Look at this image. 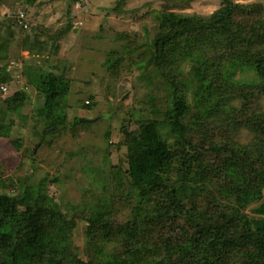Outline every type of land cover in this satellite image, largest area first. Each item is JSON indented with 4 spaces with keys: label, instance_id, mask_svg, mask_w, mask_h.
I'll return each instance as SVG.
<instances>
[{
    "label": "trees",
    "instance_id": "obj_1",
    "mask_svg": "<svg viewBox=\"0 0 264 264\" xmlns=\"http://www.w3.org/2000/svg\"><path fill=\"white\" fill-rule=\"evenodd\" d=\"M1 1L0 40L10 39L8 61L0 53V91L30 76L41 140L66 124L74 136L89 130L91 121L69 120L60 104L71 66L53 52L57 35L66 43L77 36L86 0H66L52 31L34 23L49 14L39 15L43 0L7 9ZM124 1L116 12L127 11ZM193 2L146 4L131 13L141 30L117 32L120 45L108 49L100 84L124 77L113 94L128 92L118 99L127 109L117 123L118 109L100 115L114 121L106 136L117 131L118 140L104 146L108 169L89 167L96 178L83 209L62 206L45 179L31 191L17 176L8 182L0 159V264H264V1L218 0L209 15L182 11ZM14 94L0 110L7 138L32 99Z\"/></svg>",
    "mask_w": 264,
    "mask_h": 264
},
{
    "label": "rangeland",
    "instance_id": "obj_2",
    "mask_svg": "<svg viewBox=\"0 0 264 264\" xmlns=\"http://www.w3.org/2000/svg\"><path fill=\"white\" fill-rule=\"evenodd\" d=\"M18 1L2 0L1 7L4 5V9H7L11 4ZM43 1L44 4L41 6L43 8L39 10V15H43L45 12H49V14L45 20L41 16H37L38 18L36 17L35 21L52 31L60 24L59 18L62 13L60 10L67 6V4H64L66 0ZM117 1L86 0L88 4L87 8L81 12V15H78L81 17L83 24L80 26L77 36H75V33L69 34L67 36L68 43H66L63 41L64 36L57 35L56 46L53 50L55 55L66 59V62L71 66V70L69 71V75L72 78L71 89L60 104L62 106L66 105V112L68 111L69 114L67 118L69 120L73 119L75 115H81L80 117H87V119H96L91 121L92 124L89 130L81 131L78 136H74L68 129L70 125L66 124L68 128L60 126L62 129L56 136L48 135L41 140V135L38 133L45 125L43 122H39L35 116L36 111L33 108V98L36 87L34 88L32 82H29L27 77L30 76L25 77L24 73H22L21 79L16 83V87H12L5 82L7 90L0 91V98L3 99H0V110L4 103L7 104L8 102L12 104L13 101L17 100L14 94L16 90L27 95L26 101L30 97L32 98L28 100V107L25 110L27 117H19L17 123L11 127V137L20 138L21 144H13L11 137L7 138L0 135V159L3 162V169H5L3 178L9 182V177L17 176L21 178L20 182L25 187H28V190L45 179L50 184L51 189L57 193L58 200L64 207L69 204H74L78 209L85 207L87 200L91 199L93 193L87 184L90 179L96 178L95 173L93 174L89 170V167L93 166L97 170L99 168L108 169L103 164L104 146L108 145L109 141L118 140L117 131L114 133V138L106 136L111 122L114 121L109 117L104 116L102 118L100 116L102 114L108 115L106 111H114L115 116L118 114V118H114L115 122H119L123 114L122 111L126 106L119 105L118 99L122 98L124 100L128 95V92L124 93L123 90L117 96L113 94V90L124 80V77L122 79L119 78L120 82H117L115 78L106 79L105 83L108 86V92L107 87L100 84V80L106 75L103 63L108 49L120 45L118 39L116 40L118 31L132 30L136 32V30L142 29L133 20L134 12L144 10L146 4L149 5V3L155 8H160L161 0H125L123 4L127 10L126 12H123L122 8H118V12L115 11L114 7H117ZM238 1L252 2L264 0ZM92 7L95 8V12L93 13ZM217 7L218 0H194L192 7L185 8L182 11L209 15ZM32 12L36 14V12ZM131 13L134 14L132 15ZM74 31L77 32L76 30ZM142 33L143 38H145L147 32L143 31ZM100 34L103 35L100 36ZM43 37L45 38V35ZM47 37L48 35H46ZM8 39H10V36L5 34L0 40V53L7 61L6 47L8 48V43L6 40ZM69 43H75V45L68 52ZM134 70H137L138 73L140 72L138 69ZM235 76L241 77L243 73L239 71ZM92 77L93 81L90 80L87 83L89 78ZM81 80L85 81L84 84ZM83 99L95 102L97 104L96 109H86L81 106ZM117 109L120 112L116 114ZM159 118L161 119L162 115H159ZM124 130L126 131V129ZM249 139L250 135L244 132L242 140ZM21 186L22 184H17L16 191L22 189L23 187ZM7 190L10 191L11 187H6ZM80 233L81 230H78L77 234ZM77 241L81 242L80 238H77Z\"/></svg>",
    "mask_w": 264,
    "mask_h": 264
},
{
    "label": "built area",
    "instance_id": "obj_3",
    "mask_svg": "<svg viewBox=\"0 0 264 264\" xmlns=\"http://www.w3.org/2000/svg\"><path fill=\"white\" fill-rule=\"evenodd\" d=\"M80 6H81V3L77 1L76 4H75V7H76V8H79ZM21 17L24 18L25 15H24L23 13H21ZM81 23H82L81 20H75V24L78 25V24H81ZM1 88H2L3 90H6L7 87H6L5 85H2Z\"/></svg>",
    "mask_w": 264,
    "mask_h": 264
},
{
    "label": "crops",
    "instance_id": "obj_4",
    "mask_svg": "<svg viewBox=\"0 0 264 264\" xmlns=\"http://www.w3.org/2000/svg\"><path fill=\"white\" fill-rule=\"evenodd\" d=\"M61 11V10H60ZM93 12H95V8L94 7H92V13ZM91 13V14H92ZM32 15H34L33 13H31L29 16L31 17V19H32ZM36 16V15H35ZM38 18V17H37ZM44 22V21H43ZM34 23H39V22H37V21H35V19H34ZM77 29V28H76ZM74 30H75V28H74ZM77 31V30H76ZM24 55L25 56H27L28 54H27V52L26 51H24Z\"/></svg>",
    "mask_w": 264,
    "mask_h": 264
},
{
    "label": "water",
    "instance_id": "obj_5",
    "mask_svg": "<svg viewBox=\"0 0 264 264\" xmlns=\"http://www.w3.org/2000/svg\"><path fill=\"white\" fill-rule=\"evenodd\" d=\"M75 30H77L76 27H75ZM82 120H88V121H91V120H93V119L82 118Z\"/></svg>",
    "mask_w": 264,
    "mask_h": 264
},
{
    "label": "clouds",
    "instance_id": "obj_6",
    "mask_svg": "<svg viewBox=\"0 0 264 264\" xmlns=\"http://www.w3.org/2000/svg\"><path fill=\"white\" fill-rule=\"evenodd\" d=\"M6 86V85H5ZM7 87V86H6ZM7 89V88H6ZM84 118V117H83ZM94 120V119H93ZM92 121V120H91Z\"/></svg>",
    "mask_w": 264,
    "mask_h": 264
}]
</instances>
